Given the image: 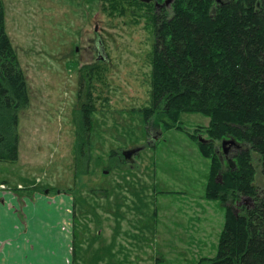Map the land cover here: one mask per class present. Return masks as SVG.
Masks as SVG:
<instances>
[{"label":"rangeland","instance_id":"rangeland-1","mask_svg":"<svg viewBox=\"0 0 264 264\" xmlns=\"http://www.w3.org/2000/svg\"><path fill=\"white\" fill-rule=\"evenodd\" d=\"M1 2L29 101L18 113V158L0 161V179L21 193L71 192L77 229L134 224L137 242L148 250L140 254H149L139 264H194L213 256L225 206L237 212L250 199L233 204L206 197L210 161L199 143L213 142L218 156L228 152L230 159L236 149L231 137H209L207 116L183 112L173 121L161 110L147 113L152 8L140 0ZM98 47L104 60L97 59ZM133 147L140 149L130 164L122 150ZM254 166V184L264 196L257 159ZM201 209L209 221L206 247L193 223ZM87 243L101 245V239Z\"/></svg>","mask_w":264,"mask_h":264},{"label":"trees","instance_id":"trees-1","mask_svg":"<svg viewBox=\"0 0 264 264\" xmlns=\"http://www.w3.org/2000/svg\"><path fill=\"white\" fill-rule=\"evenodd\" d=\"M164 1L143 2L152 8L154 30L147 113L161 110L173 121L183 112L207 116L209 137H231L236 149L231 159L223 153V163L213 142L199 143L210 161L206 197L233 204L250 199L237 212L225 206L216 253L194 264H264V196L254 184L255 159L264 177V0H171L169 9L155 6ZM28 101L0 0L2 162L18 158V113Z\"/></svg>","mask_w":264,"mask_h":264},{"label":"crops","instance_id":"crops-1","mask_svg":"<svg viewBox=\"0 0 264 264\" xmlns=\"http://www.w3.org/2000/svg\"><path fill=\"white\" fill-rule=\"evenodd\" d=\"M3 184L5 187H0V264H96L101 256L103 264L147 261L148 250L137 242L134 224H107L92 229L90 223H85L84 228L77 229L75 198L71 192H43L33 188L21 193ZM199 214L202 217L193 223L200 246L206 247L210 236L206 237L204 231L209 221L204 218L203 209ZM92 236L100 237L101 245H89L87 240ZM142 250L144 257L140 254Z\"/></svg>","mask_w":264,"mask_h":264},{"label":"water","instance_id":"water-1","mask_svg":"<svg viewBox=\"0 0 264 264\" xmlns=\"http://www.w3.org/2000/svg\"><path fill=\"white\" fill-rule=\"evenodd\" d=\"M142 2H150L151 0H141ZM171 2V0H165L162 4L160 3H155L156 7H160L163 4L168 5ZM200 140H202V138H200ZM204 141V140H203ZM230 143H232V140H228ZM226 143V141L224 140L222 143V147L223 149H225L224 144ZM234 143V142H233ZM140 147H133V148H129V149H124L122 150V155L124 157V159L128 160V161H132V156L135 152L139 151ZM226 151V149L224 150Z\"/></svg>","mask_w":264,"mask_h":264},{"label":"flooded vegetation","instance_id":"flooded-vegetation-1","mask_svg":"<svg viewBox=\"0 0 264 264\" xmlns=\"http://www.w3.org/2000/svg\"><path fill=\"white\" fill-rule=\"evenodd\" d=\"M93 40L98 44L99 43V40L98 39H95V38H93ZM93 48H95V47H93ZM97 59H100V60H104L105 59V57H104V55H103V50H102V48L101 47H98L97 48ZM136 154V152L133 154V156ZM126 161V160H125ZM128 163H130V161H127ZM131 164V163H130Z\"/></svg>","mask_w":264,"mask_h":264}]
</instances>
